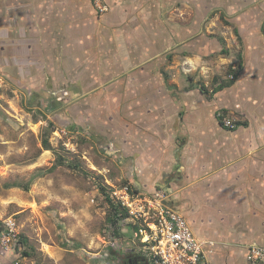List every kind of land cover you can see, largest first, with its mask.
Returning a JSON list of instances; mask_svg holds the SVG:
<instances>
[{"label":"crops","instance_id":"1","mask_svg":"<svg viewBox=\"0 0 264 264\" xmlns=\"http://www.w3.org/2000/svg\"><path fill=\"white\" fill-rule=\"evenodd\" d=\"M254 1L103 0L100 11L93 0H0V57L63 85L65 100H94L97 121L124 141L132 185L165 194L210 264H264L247 258L264 246V40L250 39L235 83L206 92L166 78L179 62L165 66L163 55L186 44L210 52L194 37L201 21ZM221 110L246 123L224 126Z\"/></svg>","mask_w":264,"mask_h":264},{"label":"rangeland","instance_id":"2","mask_svg":"<svg viewBox=\"0 0 264 264\" xmlns=\"http://www.w3.org/2000/svg\"><path fill=\"white\" fill-rule=\"evenodd\" d=\"M256 34L264 40V0L233 12L216 7L194 36L209 40L210 52L188 50V44L166 52L165 66L179 65L164 74L201 89L219 87L238 70L239 54L247 55ZM8 55L9 60L0 57V264H121L131 230L122 217L109 221L107 195L121 207L124 190L140 194L131 191L126 164L118 165L103 149L111 140L112 149L122 147L123 153L121 135L110 138L97 121L94 100L85 101L86 109L82 100H65L63 85L31 78L28 66Z\"/></svg>","mask_w":264,"mask_h":264},{"label":"built area","instance_id":"3","mask_svg":"<svg viewBox=\"0 0 264 264\" xmlns=\"http://www.w3.org/2000/svg\"><path fill=\"white\" fill-rule=\"evenodd\" d=\"M93 1L100 11L106 10L105 5L99 4L103 0ZM219 115L224 126L236 127L235 119ZM133 193L126 189L119 196L122 199L120 208L124 210V214H120V223L125 221L131 230L132 242L128 251L143 255L148 264H210L204 252V241L186 217L166 203L164 193L154 197L141 193L134 196ZM247 258L253 263L264 261V246H249Z\"/></svg>","mask_w":264,"mask_h":264},{"label":"trees","instance_id":"4","mask_svg":"<svg viewBox=\"0 0 264 264\" xmlns=\"http://www.w3.org/2000/svg\"><path fill=\"white\" fill-rule=\"evenodd\" d=\"M237 31V29H236ZM239 57H240V63H239V68L238 70L234 71L232 77L226 81V83H222L219 87L217 88H222L224 86H230L232 85L233 83H235V81L237 80L238 78V75L239 73L241 72L242 68H243V56H242V53L240 52L239 54ZM231 72H233L232 70H230ZM205 92H206V87H203ZM50 106V104H48V107ZM219 118L222 119V116L219 115ZM222 122V121H221ZM246 122H240V121H237L236 122V126L240 125V124H245ZM230 128V127H229ZM233 129V128H231ZM46 146H47V141H46ZM10 186H19V187H24L25 189H29V185L28 184H23V185H20L19 183H14V184H11ZM133 190L137 192V187L133 185ZM107 199L109 200V202H111V206L113 208V211L110 213L109 215V221L116 224L118 219L121 218V212L123 213L124 210L120 207H117L113 202H112V199L110 197V195H107ZM124 214V213H123ZM112 255L113 254H116V252L113 250V249H110ZM120 257H121V264H148L147 261H146V258L143 256V255H140L138 253H134V252H131V251H128V252H125V254H120Z\"/></svg>","mask_w":264,"mask_h":264},{"label":"flooded vegetation","instance_id":"5","mask_svg":"<svg viewBox=\"0 0 264 264\" xmlns=\"http://www.w3.org/2000/svg\"><path fill=\"white\" fill-rule=\"evenodd\" d=\"M108 145H109L108 149H106L105 147L103 149L104 150H109L110 153L112 152V155L117 158L118 165H124V164H126L128 162V161H126L128 159H126L125 157H123V154L124 153H122V147H120V149L118 150L116 148L115 149H112V147L110 146L111 144H108Z\"/></svg>","mask_w":264,"mask_h":264}]
</instances>
